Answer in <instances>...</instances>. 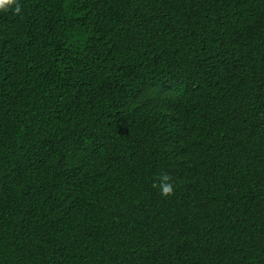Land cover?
I'll list each match as a JSON object with an SVG mask.
<instances>
[{"label": "trees", "instance_id": "16d2710c", "mask_svg": "<svg viewBox=\"0 0 264 264\" xmlns=\"http://www.w3.org/2000/svg\"><path fill=\"white\" fill-rule=\"evenodd\" d=\"M16 2L0 264H264V0Z\"/></svg>", "mask_w": 264, "mask_h": 264}, {"label": "clouds", "instance_id": "9594fccd", "mask_svg": "<svg viewBox=\"0 0 264 264\" xmlns=\"http://www.w3.org/2000/svg\"><path fill=\"white\" fill-rule=\"evenodd\" d=\"M15 5V11L18 13L20 11V6L16 0H0V11L7 10L10 6ZM161 194L164 196L171 195L173 192V185L169 182L168 177L162 176L161 183L159 185Z\"/></svg>", "mask_w": 264, "mask_h": 264}]
</instances>
